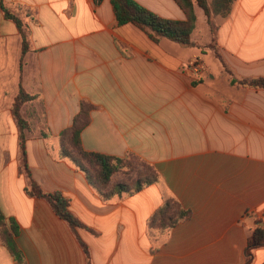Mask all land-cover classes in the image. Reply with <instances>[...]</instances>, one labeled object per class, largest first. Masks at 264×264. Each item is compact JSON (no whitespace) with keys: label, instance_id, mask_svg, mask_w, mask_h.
<instances>
[{"label":"crops","instance_id":"obj_1","mask_svg":"<svg viewBox=\"0 0 264 264\" xmlns=\"http://www.w3.org/2000/svg\"><path fill=\"white\" fill-rule=\"evenodd\" d=\"M160 17L184 20L173 0H135ZM211 7L213 0H206ZM0 209L18 227L26 264H245L264 223V89L233 81L264 78V0H235L211 27L194 3L191 45L152 41L116 24L110 0H0ZM200 65L192 76L188 65ZM26 161L47 193L61 192L83 225L78 236L41 199L25 192ZM82 102L93 106L81 133L86 151L151 164L159 182L104 202L86 175L59 159L60 135ZM168 198L192 213L168 232L149 221ZM0 264H20L0 236ZM252 264H264V246Z\"/></svg>","mask_w":264,"mask_h":264},{"label":"trees","instance_id":"obj_2","mask_svg":"<svg viewBox=\"0 0 264 264\" xmlns=\"http://www.w3.org/2000/svg\"><path fill=\"white\" fill-rule=\"evenodd\" d=\"M100 0H96L99 2ZM185 15L184 20H171L160 17L154 12L138 4L135 0H110L112 11L116 24L123 26L131 24L148 37L158 42L164 38L178 45L188 47L191 45V34L195 29L196 16L194 13V3L203 9L207 23L211 27V15L227 17L235 0H213L211 7L207 5L206 0H173ZM0 8L4 16L12 19L20 29L23 38V51L27 50L25 35L22 30L21 22L0 3ZM232 83L247 88L264 89V78L252 80L233 81ZM30 97L20 89L13 107V114L19 128V152L20 169L26 177L25 192L30 197L44 199L52 208L54 213L70 227L77 238L86 257L89 258V250L86 244L75 233L77 228L83 225L70 213L69 199L61 192L47 193L32 179L30 170L26 161L25 132L28 126L19 115V107L22 103L28 101ZM93 106L82 102L79 113L73 118L70 128L63 131L60 135V147L58 158L69 160L78 170L82 171L90 185L97 192L104 202H109L115 198H122L125 195H132L141 191L143 188L159 182V175L154 167L144 160L133 158L129 153L124 157L107 155L99 152L86 151L82 146L81 133L90 122V112ZM138 160L146 165L147 170L144 174L138 175L131 185L123 182H115L114 176L120 173L130 172L136 168L133 161ZM127 174V173H126ZM192 216L191 211L185 210L175 199L168 198L162 206L154 213L149 221L150 229L158 232H168L178 224L189 220ZM0 228L4 235V243L10 253L20 264H23V256L15 245L11 234L18 232V227L13 221H7L0 209ZM264 246V223L257 222L251 235L247 239L244 249L245 264H252L253 252L257 248Z\"/></svg>","mask_w":264,"mask_h":264},{"label":"rangeland","instance_id":"obj_3","mask_svg":"<svg viewBox=\"0 0 264 264\" xmlns=\"http://www.w3.org/2000/svg\"><path fill=\"white\" fill-rule=\"evenodd\" d=\"M133 163L136 165V168L134 169V170H132V171H130V172H126V173H120V174H117V175H115L114 176V178H113V180L115 181V182H123V183H125L126 185H131V183H132V181L134 180V179H136V177L138 176V175H142V174H144L145 173V171L147 170V167H146V165L145 164H143L141 161H138V160H135V161H133ZM35 198V197H34ZM41 200H44V199H41ZM45 201V200H44ZM46 202V201H45ZM47 203V202H46ZM48 204V203H47ZM48 206L50 207V205L48 204ZM51 208V207H50ZM52 209V208H51ZM53 211V210H52ZM54 212V211H53ZM55 214V213H54ZM56 215V214H55ZM57 216V215H56ZM58 217V216H57ZM59 218V217H58ZM60 219V218H59ZM61 220V219H60ZM258 220V219H257ZM257 220H255V226L257 225ZM63 221V220H62ZM14 222V221H13ZM15 223V222H14ZM66 223V222H65ZM66 225H67V223H66ZM68 226V225H67ZM68 228L70 229V227L68 226ZM255 228V227H254ZM77 229H79V228H77ZM75 230V233L77 234L78 232V230ZM253 231V230H252ZM73 233V232H72ZM155 233H157V231L155 232ZM252 233V232H251ZM18 235V232H17V234H11V237H12V239H13V241H14V243H15V245L17 246V244H16V241H15V238H16V236ZM78 235V234H77ZM251 235V234H250ZM0 236L2 237V240H3V243H4V235H3V233H2V230H1V228H0ZM79 237V236H78ZM80 238V237H79ZM77 239V238H76ZM78 241V240H77ZM4 245H5V243H4ZM6 246V245H5ZM246 247V246H245ZM17 248L19 249V247L17 246ZM8 249V248H7ZM20 250V249H19ZM10 252V251H9ZM20 252H21V254H22V256H23V264H26V262H25V259H24V255H23V253H22V251L20 250ZM254 253V252H253ZM12 255V254H11ZM86 255V254H85ZM13 256V255H12ZM245 257V256H244ZM16 259V258H15ZM18 261V260H17ZM245 262H246V260H245ZM20 263V262H19Z\"/></svg>","mask_w":264,"mask_h":264},{"label":"built area","instance_id":"obj_4","mask_svg":"<svg viewBox=\"0 0 264 264\" xmlns=\"http://www.w3.org/2000/svg\"><path fill=\"white\" fill-rule=\"evenodd\" d=\"M199 69H200V65L196 60L190 62L188 65V71L192 76H196L199 73Z\"/></svg>","mask_w":264,"mask_h":264}]
</instances>
